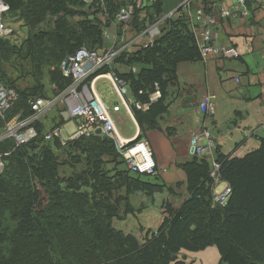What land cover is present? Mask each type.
Returning <instances> with one entry per match:
<instances>
[{
    "label": "trees",
    "instance_id": "trees-1",
    "mask_svg": "<svg viewBox=\"0 0 264 264\" xmlns=\"http://www.w3.org/2000/svg\"><path fill=\"white\" fill-rule=\"evenodd\" d=\"M2 1L9 7L4 18L7 28L9 17L34 27L46 24L47 30L30 34L20 44L12 41V35L0 37V84L19 96L6 120H0V136L6 122L32 116V101L54 99L47 97L44 89L46 75L60 96L69 89L72 80L63 76L61 68L69 57L81 50L107 54L108 30L117 24L121 10L133 3ZM165 1L157 0L152 7L136 11L130 29L121 35H141L164 16ZM211 45L219 49L213 41ZM218 57L228 59H212ZM17 59L22 70L15 80L9 67L16 68L11 62ZM200 61L190 22L179 9L152 44L133 53H119L86 84L101 75H114L127 87L133 101L131 110L141 133L146 134L158 129L169 112L179 91V65ZM119 65L128 72H118L115 67ZM26 76L34 86L22 91L17 82ZM156 94L160 97L153 100ZM61 105L63 112L66 105ZM136 105L145 110H137ZM68 123L76 122H66L60 114L50 131L42 121L36 123L38 135L25 145L18 147L14 138L0 142L5 163L0 174V264H193L192 255L210 248L217 250L219 264H264V135L256 139V148L241 158L224 155L216 148L217 181L212 177V164L194 158L181 167L185 182L167 187L157 179L158 172L153 176L133 172L121 157L116 139L107 135L95 133L65 145L58 138L46 142L49 133ZM222 184L232 190L224 207L213 201ZM166 192L169 199L162 204V222L156 230H147L143 240L115 227V223L143 212V207H134V197L154 202Z\"/></svg>",
    "mask_w": 264,
    "mask_h": 264
},
{
    "label": "crops",
    "instance_id": "crops-1",
    "mask_svg": "<svg viewBox=\"0 0 264 264\" xmlns=\"http://www.w3.org/2000/svg\"><path fill=\"white\" fill-rule=\"evenodd\" d=\"M238 1L220 0V6L214 10L209 9L208 0L196 3V7H203L206 15H212L216 21L212 27L215 46L235 50L238 59L218 57L211 58L207 63L200 61L179 65V91L172 99L168 114L160 120L158 129L141 133L131 108L115 88L114 75H101L94 80V92L108 106L109 115L115 123L113 136L116 141L133 146L138 141H147L158 168L157 179L167 187L185 182L181 167L194 159L189 153L192 137L208 132L219 152L241 158L253 151L256 139L264 135V3L256 5L255 0H245L248 16L237 13L227 19L221 17L222 8L232 9ZM173 11L168 9L169 13ZM144 14L141 13V17ZM118 24L108 30L111 41L104 52L115 51L118 55L123 51L133 53L143 46L146 39H138L142 34L133 32L136 35L134 39L133 35L126 38L121 35L126 28H119ZM115 68L120 73L128 72L122 65ZM237 79H240L239 83ZM206 96L217 99L216 109L209 116H203L199 110V104ZM159 97L154 95L153 100ZM114 107H120V111L113 112ZM54 120L49 121L50 130ZM42 123L47 130L46 124ZM62 131L64 135V131L72 134L75 125L68 123ZM202 144H206V140H202ZM211 158L215 161V155ZM167 199V192L156 196L154 202L143 199V212L137 215L139 228L135 236L142 237L147 230H156L160 226L162 204Z\"/></svg>",
    "mask_w": 264,
    "mask_h": 264
},
{
    "label": "built area",
    "instance_id": "built-area-1",
    "mask_svg": "<svg viewBox=\"0 0 264 264\" xmlns=\"http://www.w3.org/2000/svg\"><path fill=\"white\" fill-rule=\"evenodd\" d=\"M86 1V0H84ZM89 3H97L104 6V0H87ZM199 0H183L180 10L190 22V30L196 40L197 46L201 52L203 62H207L216 56H224L228 59L238 58V54L233 49L214 48L211 45L213 41L212 27L216 21L212 15H206L203 7H196ZM209 9H217L220 6V0H208ZM157 0H133V3L126 9L121 10L117 16V23L123 24L124 28L130 29L134 21L136 11L146 7H152ZM264 0H255L256 5H261ZM221 17L227 19L242 13L248 16L249 9L245 0H239L237 4L228 10H221ZM9 13V7L0 0V37L9 36L11 32L7 28L4 18ZM178 10H175L157 19L150 25L138 39L145 38L146 42L143 46L152 44L162 34V29L166 21L171 20L177 15ZM136 37L134 34L133 39ZM118 53L108 52L103 55L98 52H88L86 50L79 51L75 56L69 57L62 64V74L65 78L72 80L69 89L64 92L59 99L66 105V109L61 113L64 121L74 120L76 123L75 131L68 138H64L62 129L56 128L49 133L45 140L49 142L53 138H58L65 145L68 141L78 140L82 137H91L93 134L101 131L102 134L114 139L115 125L109 115V108L100 97H97L93 86L88 87L86 82L92 78L101 69L112 64ZM115 88L119 96L125 100V103L131 107L133 101L129 96L127 87L115 80ZM159 96V94H157ZM18 93L2 84H0V120H6V114L9 112L18 101ZM216 97L206 96L200 104V112L204 115L214 112L216 108ZM57 105V99L42 100L36 99L32 101V116L27 119L16 117L9 122H6L5 130L0 136V142L7 138H14L17 146H22L29 143L37 137V132L34 128L35 124L42 121L47 112L52 110ZM137 110H145V107L136 105ZM120 107H114L113 112H119ZM202 140H206V144H202ZM119 153L128 167L133 172L140 174L155 175L157 165L154 161L153 153L147 141H140L135 146L126 147L127 145L117 142ZM125 146V147H124ZM215 145L211 139L210 133L204 132L203 136H194L189 142V153L195 158L203 159L214 155ZM212 177L217 181V172L219 166L212 160ZM5 170V163L0 157V174ZM232 193L230 187L225 184L218 186L214 194V203L224 207Z\"/></svg>",
    "mask_w": 264,
    "mask_h": 264
},
{
    "label": "rangeland",
    "instance_id": "rangeland-1",
    "mask_svg": "<svg viewBox=\"0 0 264 264\" xmlns=\"http://www.w3.org/2000/svg\"><path fill=\"white\" fill-rule=\"evenodd\" d=\"M180 2L182 3L183 0H166L165 1V10H164V15L168 16V14H170L168 12L169 10L176 9ZM8 16V15H7ZM6 22L8 24V29L11 32V34H9V36H13L12 41H16L18 44H20L21 42H23L25 40L26 37L30 36V34L32 33H40L42 31H46L47 30V25L46 24H40L37 27H34L33 24L30 25H26V23L18 18H6ZM77 20H73V22H76ZM26 25V26H25ZM129 35H133L134 33L131 32ZM16 39V40H15ZM14 65L16 68H14L13 70L9 67V75L13 78V79H18L21 77L20 75V71L22 70L20 67L22 65V62L20 59H17L16 62H11V66ZM27 64H24V69L25 72L27 71ZM49 75H46L45 77V82H44V89L47 92V97L49 98H54L57 99V105L55 107L52 108V110H50L49 112H47L45 114V116L43 117L42 121L46 124L47 126V130H50L49 128V121L53 118L56 119V122L59 121L60 118V114L62 112V108L63 106H61V104H59L61 98L59 99L60 94L56 93V86L54 84H52V82L50 80H48ZM26 76L25 78H23V80L21 79L20 81L17 82V87L20 90H26L28 88H32L34 86L32 80ZM94 81H92L89 85L86 84L88 87H92L93 86ZM48 116V118H47ZM52 124V121H51ZM115 125V123H114ZM71 129V126H69L68 130ZM65 135L64 138H69L71 133L68 134V132L64 131ZM125 145V144H124ZM132 146L131 144L127 145L126 147H130ZM125 147V146H124ZM215 153V152H214ZM191 157H193L192 155H190ZM214 156V155H213ZM195 158V157H193ZM210 157H205L202 160H206L208 162H210ZM144 202L145 200H143L142 197H134L132 199V203L134 205L135 208H139L140 206L144 207ZM139 217V216H138ZM115 227L119 230L124 231L125 233H132V234H136L137 230L139 228V218H137V216H131L128 217L124 222H120V223H115ZM140 240H143L142 237H139ZM194 258L193 260H191V262H193V264H219V255L216 249L214 248H210L208 250H206L205 252H202L199 255H192Z\"/></svg>",
    "mask_w": 264,
    "mask_h": 264
},
{
    "label": "clouds",
    "instance_id": "clouds-1",
    "mask_svg": "<svg viewBox=\"0 0 264 264\" xmlns=\"http://www.w3.org/2000/svg\"><path fill=\"white\" fill-rule=\"evenodd\" d=\"M179 9H180V7H179L177 10L179 11ZM156 95H157V94H156ZM130 108H131V107H130ZM98 133H99V132H98ZM101 134H102V133H101ZM135 145H136V144H135ZM135 145H134V146H135ZM130 147H132V146H130ZM157 170H158V168H157Z\"/></svg>",
    "mask_w": 264,
    "mask_h": 264
},
{
    "label": "water",
    "instance_id": "water-1",
    "mask_svg": "<svg viewBox=\"0 0 264 264\" xmlns=\"http://www.w3.org/2000/svg\"><path fill=\"white\" fill-rule=\"evenodd\" d=\"M99 133H101V131H99Z\"/></svg>",
    "mask_w": 264,
    "mask_h": 264
}]
</instances>
